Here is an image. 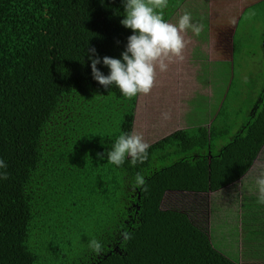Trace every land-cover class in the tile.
<instances>
[{
    "label": "trees",
    "instance_id": "obj_1",
    "mask_svg": "<svg viewBox=\"0 0 264 264\" xmlns=\"http://www.w3.org/2000/svg\"><path fill=\"white\" fill-rule=\"evenodd\" d=\"M186 1L169 0L164 19L175 21ZM123 11L122 0H0V171L8 177L0 180V264H235L196 225L205 219L193 212L201 201L183 210L162 204L172 193L188 200L247 176L264 147V102L251 117L250 96L248 112L229 118V91L217 125L152 143L144 164L107 163L118 136L134 129L137 97L95 81L87 49L120 58L132 34ZM226 33L216 43L233 56ZM136 173L146 191L133 187ZM245 201L241 235L255 255L264 248V206L257 193Z\"/></svg>",
    "mask_w": 264,
    "mask_h": 264
},
{
    "label": "rangeland",
    "instance_id": "obj_2",
    "mask_svg": "<svg viewBox=\"0 0 264 264\" xmlns=\"http://www.w3.org/2000/svg\"><path fill=\"white\" fill-rule=\"evenodd\" d=\"M206 2V0H197L195 3L193 0H190L187 4L184 3L182 6L187 9L191 8L189 13L193 18V22L202 26L199 36L195 35L190 30L188 31L189 35L194 38V45L190 51L192 53L191 57L195 60H200L198 61L200 63L197 65L195 62L187 64L186 59L180 62L173 58L171 63L167 62L168 70L166 72L161 73L157 70L156 85H154L152 91L163 90L166 94L168 92V94L171 95V97H168L171 98V100L166 103L168 105L162 106L161 109L162 112L165 113L166 111L170 114V119H163L164 123L160 125L159 120H157L156 116L153 114L154 111H151V93L142 95L141 97L134 129L138 134H141L144 140L150 145L174 133L177 129L182 128L179 115L182 114V117H184V112H187L186 115L188 117L185 116L186 119H190L189 117L193 114L202 115L201 119H205L204 115L208 110H211L208 109L210 105L214 104L212 108H218L219 111H221L225 94L227 92L229 94V91L232 92L230 96L233 108L229 110H237V113L243 115L247 108L246 100H248L250 96L251 98L254 96L252 93V91L254 92V88L252 87L253 84L262 81L264 78V52L260 48V40L264 34V0H212L211 4L209 1L208 7L211 5L215 10V14L219 12L217 7L220 3L228 5L229 9L238 8L236 10L238 15L244 8L243 11H245V14L241 18L239 25H237L236 33L234 32L233 34L237 47L233 56L232 54L231 56L225 55L223 44L215 43L212 48H207ZM259 2H262V5L260 8H257ZM207 50L212 55H218L217 64L205 66L201 62L207 60ZM219 57L220 59L227 58L226 62H221ZM208 61H210L209 58ZM194 73H196L197 76L196 74L192 76ZM231 74L233 77L230 79ZM214 76H216V79ZM187 78L190 81L189 85L187 83ZM234 84V88L237 90L236 92L242 95V101H239L238 98L236 101V94H234L231 88ZM241 90H246L247 95L241 93ZM158 96L155 101L158 99ZM172 106L174 107L172 108ZM176 108L178 109L176 110ZM179 109L180 112H177ZM229 110L227 115L223 111L220 113L215 125L221 122L222 114L229 118H233L236 115L233 111L232 113ZM246 111L248 112V110ZM215 113L217 112H214V114ZM187 122H189V120ZM253 168L255 172H251L249 178H247V180L250 181L248 188L244 187L245 184L242 186L243 182H240L218 193H208L202 196L189 194L188 200L185 199L186 195L172 193L165 197L162 209L183 210L185 206L191 207L193 201H201L200 206L197 208L204 210L206 213L197 210L196 204L193 206V212L198 211L200 215L205 218H200V221H202V227L206 228L210 234L213 227L216 231H219L216 232L219 237H212L211 241L214 247L224 253L219 248V245H221L220 239L225 237V234L223 230L220 231L219 228L222 226L217 224V221L221 219L222 225L229 228L231 233H233V238H236L239 234L237 236L238 239H230V244L233 245L235 243V245H240L239 238L242 229L239 228V224L240 220L243 219L241 215L244 211L241 207L240 198L245 194L255 193L251 188L255 184V177L264 171V147ZM218 213L219 216H221L220 218ZM235 233L237 234L234 235ZM227 242H229V239H227Z\"/></svg>",
    "mask_w": 264,
    "mask_h": 264
},
{
    "label": "clouds",
    "instance_id": "obj_3",
    "mask_svg": "<svg viewBox=\"0 0 264 264\" xmlns=\"http://www.w3.org/2000/svg\"><path fill=\"white\" fill-rule=\"evenodd\" d=\"M169 0H122L124 9L122 26L132 31L128 37L125 50L120 58L105 56L101 58L95 48L87 49L91 60L93 79L105 89L118 88L126 99L151 93L157 78V70L163 73L168 70L172 58L184 60V49L187 41L184 33L191 31L199 36L201 25L193 22L190 13L181 15L173 24L164 19L163 10L168 7ZM103 65L109 72L105 75L98 65ZM163 119H170L169 113L162 114ZM151 145L144 140L135 129L123 132L107 151V163L122 168L126 162L132 167L144 164L149 159ZM104 159V154H98ZM6 162L0 158V170H6ZM6 171H0V180H6ZM147 180L141 173H136L132 179L134 188L147 190ZM257 204L264 206V172L255 177ZM125 236V239H130ZM89 249L101 254L103 244L97 239L89 241Z\"/></svg>",
    "mask_w": 264,
    "mask_h": 264
},
{
    "label": "crops",
    "instance_id": "obj_4",
    "mask_svg": "<svg viewBox=\"0 0 264 264\" xmlns=\"http://www.w3.org/2000/svg\"><path fill=\"white\" fill-rule=\"evenodd\" d=\"M190 0L186 1L185 4H187ZM206 10H207V36H206V40H207V48L210 47L212 48V46L216 43V38H217V33H222L223 32V36H225V33H229L230 32V44L232 46L233 42H234V32L236 33V29H237V25H239L240 23V20L241 18L243 17V15L245 14V11L244 8L241 10V13L238 15L236 10L238 9H229L228 8V5H224V3H220V5L217 7L219 10V12L217 14H215V10L213 7H208V3L210 1V4H211V1L212 0H206ZM229 1V0H228ZM193 2H197V0H193ZM185 9V10H184ZM191 9V8H190ZM190 9H187V8H181L180 11H179V14L176 18L175 21H170V23H177L179 17L181 15H183L185 12H188L189 13V10ZM216 10V11H217ZM233 27V28H231ZM226 33V34H227ZM184 38L186 39L187 41V45H186V48L184 49V52H183V55H184V59H186L187 61V64L191 63V62H195L196 65L200 62V60H195L192 56V53L190 52L192 50V47H193V37H191L187 32L184 33ZM232 38V40H231ZM261 42V45H260V48L262 49V51L264 52V34L262 35V38L260 40ZM235 43V42H234ZM189 47V48H188ZM231 56V54H230ZM208 58L210 61H208ZM173 59V58H172ZM170 60V61H166V62H172L173 60ZM220 59V57H219ZM227 58L226 59H220L221 62H226ZM181 62V61H180ZM179 62V63H180ZM205 66L207 65H214L215 63L217 64L218 62V55H212L210 54V52H208L207 50V60L206 61H201ZM196 73H194L192 76H195ZM181 75V74H180ZM197 76V74H196ZM233 77V75L231 74L230 75V79ZM214 78L216 79V76H214ZM189 80L187 78V83L189 85ZM156 85V83H155ZM162 92V93H161ZM159 95V96H158ZM158 96V99L155 101L156 97ZM141 97L142 95H138L137 96V105H136V111H135V124H136V119H137V113H138V109H139V106H140V100H141ZM168 97H171L170 94H167L163 91V90H154V91H151V111H154V115L156 116V119L159 120V123L160 125H162L164 123L163 121V117H162V114L164 112H162V106H167L168 104H166L169 100H171V98H168ZM225 99V97H224ZM180 101V99H179ZM153 102V103H152ZM225 102V100H224ZM224 102L222 104V106L224 105ZM147 105V104H146ZM214 105V104H213ZM213 105H210V107H208V109H211V110H208L207 113L204 115V118L205 119H201L202 115H191L189 118L190 119H186V117H188L186 115L187 112H184V117H182V114L179 115L180 119H181V127L182 128H179L177 129L176 131H181V130H190V131H193V130H197L198 128L200 127H204V128H210L212 125L215 124L216 122V118L219 114V109H213ZM178 106V105H177ZM174 106H172L173 108ZM179 107V106H178ZM220 107V106H219ZM253 107V106H252ZM180 108V107H179ZM178 108H176L177 110ZM214 110V111H213ZM177 112H180V109L177 111ZM214 112H217L214 114ZM165 113H167L165 111ZM256 113H258V109L255 110L253 108L250 109L249 111V115L251 117H254L256 115ZM162 119V120H161ZM162 122H161V121ZM189 120V122L187 121ZM189 128V129H188ZM191 128V129H190ZM175 131V132H176ZM251 172H255V169L252 168L250 170V172L248 173L247 176H245L243 179H241L240 181H238L236 184L240 183V182H243V185L245 184V188H248V185H249V182L247 180V178H249V175ZM264 172V171H263ZM235 185V184H234ZM232 187V186H230ZM229 187H227L228 189ZM253 191L256 192V186L255 184L252 186ZM254 193V192H252ZM241 199V207L242 209L244 210V207H245V204L247 203L245 201V195L243 197L240 198ZM220 209V208H219ZM196 214H200L198 211H196ZM218 216H219V213H218ZM243 216V214L241 215V217ZM221 216H219L220 218ZM195 223H197V225L199 227H202V221H200V217L197 216V219H195ZM217 224L221 225L222 227H220V231L223 230L224 231V234H225V237L221 238L220 239V244L219 245V248L227 255L228 258H230L231 260L234 261L235 264H264V248H262L259 252L255 253L254 255V251H257L255 248H254V245L253 243L249 242V243H243V240H242V231H243V225H242V222L240 220V227L242 229L241 233H240V238H239V242H240V245H235V243L233 245L230 244L231 240L230 239H234L233 238V233H231V230L229 228H227L226 226H223L222 225V222H221V219L219 221H217ZM216 224V225H217ZM238 228V229H239ZM202 229H204L208 235L210 236V238L212 237H219L216 232H219V231H216L214 229V227L211 229V234L207 231L206 228L202 227ZM237 233H235L234 235H236ZM239 235V234H238ZM237 235V236H238ZM236 236L235 239H238ZM227 239H229V242H227ZM233 247V248H232ZM251 252V253H249Z\"/></svg>",
    "mask_w": 264,
    "mask_h": 264
},
{
    "label": "flooded vegetation",
    "instance_id": "obj_5",
    "mask_svg": "<svg viewBox=\"0 0 264 264\" xmlns=\"http://www.w3.org/2000/svg\"><path fill=\"white\" fill-rule=\"evenodd\" d=\"M260 83V84H259ZM258 85V86H257ZM254 88V92L252 91L254 98H255V104H253V109L259 110L261 107V104L264 102V78L262 81L257 82L256 84H253L252 86Z\"/></svg>",
    "mask_w": 264,
    "mask_h": 264
}]
</instances>
